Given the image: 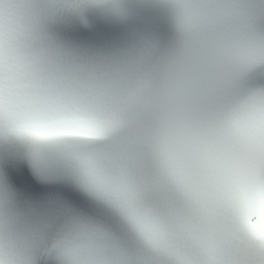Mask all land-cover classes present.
Masks as SVG:
<instances>
[{"label":"clouds","instance_id":"1","mask_svg":"<svg viewBox=\"0 0 264 264\" xmlns=\"http://www.w3.org/2000/svg\"><path fill=\"white\" fill-rule=\"evenodd\" d=\"M67 106L147 160L154 221L121 243L0 191V264H264V0H0V120Z\"/></svg>","mask_w":264,"mask_h":264},{"label":"snow or ice","instance_id":"2","mask_svg":"<svg viewBox=\"0 0 264 264\" xmlns=\"http://www.w3.org/2000/svg\"><path fill=\"white\" fill-rule=\"evenodd\" d=\"M113 138L107 118L84 107L0 120V191L118 242H138L154 221L155 180L147 160L118 156Z\"/></svg>","mask_w":264,"mask_h":264}]
</instances>
